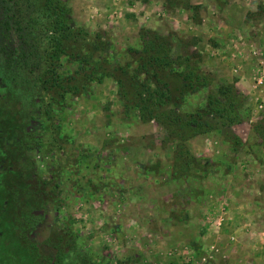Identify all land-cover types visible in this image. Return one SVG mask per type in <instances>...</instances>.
Masks as SVG:
<instances>
[{"label": "rangeland", "instance_id": "374dc122", "mask_svg": "<svg viewBox=\"0 0 264 264\" xmlns=\"http://www.w3.org/2000/svg\"><path fill=\"white\" fill-rule=\"evenodd\" d=\"M64 1L84 35L61 51L60 71L73 80L48 112L61 95L42 85L49 10L42 0H0V90L10 88L31 133L23 146L0 133V188L15 145L29 146L20 162L29 180L59 183L55 212L43 205L15 224L0 219V264L53 255L61 264H264V209L242 201L247 175L261 172V158L248 156H264V0ZM153 34L212 85L181 93L184 83L145 51ZM157 82L166 108L148 100L140 109L136 95L147 99L142 86ZM224 85L245 114L231 128L205 114L207 92ZM241 128L253 139L236 136Z\"/></svg>", "mask_w": 264, "mask_h": 264}, {"label": "trees", "instance_id": "16d2710c", "mask_svg": "<svg viewBox=\"0 0 264 264\" xmlns=\"http://www.w3.org/2000/svg\"><path fill=\"white\" fill-rule=\"evenodd\" d=\"M24 1L26 2L28 0ZM42 2L49 10L48 17L54 26L52 27L54 28L52 30V44H54V46L49 51L46 61L48 66L45 67V71H42L43 73L41 72L43 80L42 85L44 88L49 87L51 91L61 93L58 97L59 99L57 98L58 95L49 97L51 100H49L46 110L51 112V106L53 104L59 106L63 105L64 97L67 92L69 93V88H67V86L70 85L73 80L72 77L64 75L60 71L58 61L61 56V51L65 46H68L67 43L69 41L77 39L84 34H81V30L74 25L70 18L71 8L68 7L64 0H42ZM145 43L146 53H156V56L154 55L153 57L154 62L156 64L159 63L162 70L170 71L184 83L180 91L181 93L187 90H205L212 85L213 79H211L209 75L202 74L201 72L199 73L198 67L190 63L188 59L189 56H185L184 60H181V56L179 55L174 58L171 52V43H168L166 39L159 37L157 34H153L152 37L145 40ZM69 48L71 47L69 46ZM151 63L152 60H146L142 63V66ZM25 84L29 87L31 86V81L25 78ZM161 86L163 87L160 82H157V86L154 90H151L149 85L144 84L142 86L144 89L141 90L146 92L148 98L145 99L141 92L136 95V98H139L138 102L141 103L140 109L148 110V105L146 103L148 100L154 101L152 108L155 110H161L163 107L166 108L169 98L166 96ZM10 91L9 87L0 90V133H2V135L10 134L16 136L18 144L23 146L22 143L30 137L31 133L24 130V119L20 114V112H22V108L20 107L21 104L18 101L15 103L14 96ZM4 92L5 94H3ZM206 103L205 114L212 115L216 118L222 127L231 128L233 125L241 123L245 118V114H242L240 111L242 101H240L239 97L229 85L220 86L215 91L207 92ZM149 113L151 112L149 111ZM177 119L179 120L178 117ZM203 123L201 117V123L197 126L198 128L200 127V132L202 133L205 131H201V129L204 130L206 126H203ZM192 129L197 133L196 129L193 127ZM17 147L18 145L12 146L10 150L11 153L4 157L5 170L3 172V179L6 183L4 182L0 188V211L3 210L0 219H8V221L13 222V224L18 222L15 220V215L23 219L25 216H28L27 212L32 210L33 207L37 208L38 206L44 205L49 213L55 212L58 209L57 200L59 199L57 193L59 183L57 181H53L49 178L40 180L34 179L31 181L28 179V175H24V169L21 165L25 157L22 155L25 154V150H27L29 146H25L22 150ZM3 201L7 203H5L6 207H2ZM53 235V242L61 240L60 237H58L59 233H54ZM64 243H66V241L61 244L58 250H60V248L63 249ZM52 246L58 251V246L51 244V247ZM65 252L66 250H60V257H63ZM22 261L23 259L21 258V262ZM62 262L63 261L56 257V255H53L49 257L47 261L43 258L42 264H61Z\"/></svg>", "mask_w": 264, "mask_h": 264}, {"label": "crops", "instance_id": "0c3cea01", "mask_svg": "<svg viewBox=\"0 0 264 264\" xmlns=\"http://www.w3.org/2000/svg\"><path fill=\"white\" fill-rule=\"evenodd\" d=\"M261 95H262V99H264V91L262 92ZM252 131H253L252 129H249L247 131L244 128H241V129L236 130V131L234 130L235 135L240 137V138L244 137L245 135H247L249 138L250 137L252 138V135H253ZM252 149L254 150V148H252ZM248 157H249V162L252 164H255V161L257 158H261L260 160H258L259 164L261 165V172L259 174L253 173V170L251 168L252 172H250L249 176L247 175V177H246L249 181L248 184H249L250 188L246 192H244V197L242 199V201H244L246 204H248L247 201L250 202V205L248 207H250L251 212H253V209L258 208V206H260V208L264 209V190L261 187V184L264 185V171L262 170V168L264 167V156L258 155V156H252V157L248 156ZM250 176H252V177L250 178ZM257 180H259V182H257ZM246 204H243V205L245 206ZM241 205H240V207H241ZM240 207H238V208H240ZM235 214H236V212H235Z\"/></svg>", "mask_w": 264, "mask_h": 264}, {"label": "built area", "instance_id": "2783aa9c", "mask_svg": "<svg viewBox=\"0 0 264 264\" xmlns=\"http://www.w3.org/2000/svg\"><path fill=\"white\" fill-rule=\"evenodd\" d=\"M262 82V80H260Z\"/></svg>", "mask_w": 264, "mask_h": 264}]
</instances>
